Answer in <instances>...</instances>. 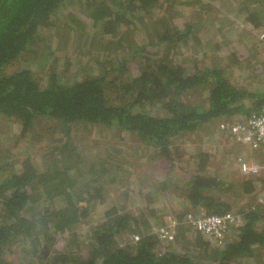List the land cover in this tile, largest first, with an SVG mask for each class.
<instances>
[{
    "label": "trees",
    "instance_id": "trees-1",
    "mask_svg": "<svg viewBox=\"0 0 264 264\" xmlns=\"http://www.w3.org/2000/svg\"><path fill=\"white\" fill-rule=\"evenodd\" d=\"M222 1L231 3L0 0V120H11L5 131L12 135L7 142L12 163L5 168L0 164V264H20L7 257L18 247L22 264H264V206L253 196L255 179L227 184L212 176L207 170L214 152L207 149L194 152L190 165L183 166L180 160L187 153L175 144L214 120L235 122L264 107V55H260L264 49L253 42L264 45V0H236L232 9L245 11V26L229 17L225 23L239 28L244 47L259 55L248 61L257 62L247 72L254 69L250 75H258L255 88L229 75L235 66L247 70L244 51L229 50L221 63L207 55L213 37L208 38L203 29L211 23L208 13ZM181 6L190 11L182 28ZM61 12L68 13L67 28L81 30L90 44L106 42L94 63L81 60L92 69L70 68L80 56L76 41L80 44L83 38L74 31L66 35L72 46L62 59L64 70H59L58 62L43 67L56 54L51 46L62 41L56 29ZM150 48H156L151 55L143 52ZM132 51L140 54L135 61ZM201 54L208 57L200 59ZM258 64L261 74L255 71ZM11 66L14 70L9 71ZM82 125L131 134L165 160L170 170L188 173L184 182L178 179L184 189L178 195L180 207L175 203L170 210L150 201L142 211L132 213L116 204L104 206L105 200L98 198L91 184L97 178L92 171H83L84 160L74 141ZM227 140L234 148H244ZM4 147L0 144V149ZM24 148H38L40 161ZM239 153L235 150L231 157L240 158ZM112 155L118 158L114 150ZM133 157L130 153L120 157L121 171L134 164ZM111 170L103 166L101 175ZM201 210L237 212L244 215V223L229 231L223 248L215 247L186 222L187 214ZM169 215L183 222L161 240L153 229L164 225ZM134 236L140 239L135 241ZM58 237L66 240L62 249L53 248Z\"/></svg>",
    "mask_w": 264,
    "mask_h": 264
},
{
    "label": "rangeland",
    "instance_id": "rangeland-1",
    "mask_svg": "<svg viewBox=\"0 0 264 264\" xmlns=\"http://www.w3.org/2000/svg\"><path fill=\"white\" fill-rule=\"evenodd\" d=\"M235 4L236 0H231V3L222 1V3H219V5L215 7V9L208 13L207 18L209 21H211V23L209 24L210 27L207 25L205 27L206 29L203 30L205 32H208V38L213 37V40H210L209 43L211 44H209V46L206 48V52L208 53V56H213L216 61H219L221 63V56H227V54H229V50L234 51L238 49L241 50V52L244 51L245 56L248 58H246V60L244 61L245 65L243 67L247 68V70L235 66L229 69V75L230 78L235 80L237 83L255 88L257 86L258 75H256V78L254 77V75H250L254 73V69L249 74H247V72L249 71L250 67L254 66V64H256L257 62L252 63L248 61L251 58H259V55L252 54V52H249V50L244 47L242 31H240L239 28L237 30V28H230L232 26L225 25V23L228 21V17L232 18L234 22L239 21L242 25L244 24L242 19L245 15H242L245 11H235L234 9H232L236 6ZM187 8L189 7L181 6L180 8H178V10L181 12L180 14H183L181 18H178L180 27L184 24V21L188 20V16H190V11L188 12ZM227 10H229V13L227 12L226 14ZM59 18L62 21L56 29L61 31L60 34L62 36V41L57 42L55 46H51V50L55 51L56 54L50 55L47 65L43 67H50L51 65L58 62V68L60 67L59 70L63 71L64 62L62 61V59L64 60L63 57L66 54V51L70 49V46H72L69 35H72L74 30H70V28H67L66 19H68V13L61 12V14H59ZM201 23L203 24L204 22ZM201 23L200 25H202ZM233 27H237V24ZM67 32L69 33V35L66 38ZM74 32H77L78 35H81V37L83 38H81L80 44L78 43V41H76L77 52H80V56L76 58L77 61L72 63V67L70 65V68H79L80 70H82L84 66L86 67V69H92L91 65L82 63L81 60H85L86 62L87 60L93 59L94 63L95 60L100 56V54L104 52L105 48L102 47L107 46V44L104 41L103 45H101L100 42H92L93 44H90L85 40V37L82 35L81 30H75ZM142 36L145 37V35L143 34ZM225 37L228 39L226 40ZM208 38L207 35L204 37L205 40H207ZM253 42H255L256 44L258 42L260 44V48L264 49V45L261 44L259 40L256 41L255 39H253ZM226 43H228L227 47ZM155 49L156 48H150L146 49L143 52L147 55H151V53L154 52ZM189 51H191L190 48ZM184 55L187 56V52ZM207 55L201 54L199 58L203 59ZM260 55H264V50L262 51V53L260 51ZM135 56L139 58L140 54L135 55V53L132 51L130 57L133 58V61L137 60ZM14 67L15 66H11L9 68V71L14 70ZM259 67L260 64L257 65L255 71H259L261 74L262 72L258 70ZM73 71L74 70H71L68 74L72 73ZM260 79L261 76L258 80ZM155 109V112L159 111L157 108ZM1 122L2 120H0V124ZM226 122L227 121L220 119L214 120L208 124L203 125L202 128H200L196 132L183 135L181 138L175 140V144L177 146H180L182 150L187 153L186 156L180 160L181 164L183 166L190 165V162L188 160L191 158L193 153L197 152L198 150L207 149L211 153L214 152V158L211 160V162H209V169L207 170V172L212 176H218L222 178L223 181L227 184L234 183V181L237 179H255V192L253 193V196L257 199V203L263 204L264 206V168L259 175L251 177L248 175H244L240 170L241 163L246 160L250 162L260 163L264 167V152L259 150L255 151L245 147L240 149L234 148L231 142L227 140L228 138L224 133L223 128ZM2 123L4 129L2 130V127L0 128V144H4L5 147L0 149V164L3 162L1 165L3 168H5L7 162L12 163V157L9 156L10 152L8 151L7 146L9 136L12 135H7L5 131V128L8 129L9 126H11V120H5ZM41 132L44 131L41 129ZM77 132L78 137L74 141L77 143L76 145L79 146L78 151L81 154V158L84 160L83 171L86 174L91 173L92 171L93 176L97 178L96 182H92L91 184L97 189L98 193L96 194L98 195V198L105 200L103 204L104 206L116 204L119 207L123 206L125 209L129 210L132 213L142 211V207L148 205L150 201H153L154 204H160L161 202L163 203L162 205H165V207H168L170 210L176 206L175 203H177L178 207H180V202H182V200L178 195H180L184 189L181 188L182 185H180L181 183L178 182V179H180L181 182H184L185 179H188L189 177V175H187L188 173H179L177 171V174L175 169L170 170L167 162L161 157H158L155 152L147 150L143 145V142H140L135 136L133 137L131 134H124L122 132L119 133L118 129H108L107 131L100 127L82 125ZM18 149L23 150V148ZM24 149H26V154L29 150L33 151V156L35 157L36 161H40L41 157L37 155L38 148ZM113 150L115 151V154L118 158L114 159L112 155ZM235 150L238 153L240 152V158L234 159L231 157V154L235 152ZM18 152L20 151L18 150ZM25 153H23L22 151L21 154ZM126 153H130L131 155H133L135 161L134 164H130V167L127 166V171L123 172L120 169V157H123ZM129 162L130 161H127V163ZM93 163L95 165L94 169H92L91 167V164ZM103 166L108 167V169H112L111 171H108L105 176L101 175V167ZM123 175L125 176V179L122 180L121 176ZM102 183H104V185L106 183V186H102ZM161 190L163 192H161ZM230 193V197H232L234 195V191L232 190L230 191ZM250 198L251 197L249 196L246 200L243 201L245 202V205H248V203H250ZM233 200L236 201L238 200V198H233ZM101 213L102 211H99L97 213V216L100 217ZM124 238H129V235H126ZM65 244L66 240L62 237H58L53 248L62 249L64 248ZM164 247L162 244H159L160 249H164ZM19 249L20 248L18 247L9 252L7 254V257L11 261L19 262L20 264H22L24 256Z\"/></svg>",
    "mask_w": 264,
    "mask_h": 264
},
{
    "label": "built area",
    "instance_id": "built-area-1",
    "mask_svg": "<svg viewBox=\"0 0 264 264\" xmlns=\"http://www.w3.org/2000/svg\"><path fill=\"white\" fill-rule=\"evenodd\" d=\"M263 37L262 35L261 39ZM223 129L226 137L233 142L248 149L264 152V107L258 114L249 115L235 122H227ZM263 168L260 163L247 160L240 165L241 173L250 177L259 175ZM185 219L189 226L207 236L211 244L219 248L225 246L229 231L244 223V215L232 211L224 214H208L201 210L187 214ZM182 222L178 217L169 215L164 225L154 227L153 233L161 240H166ZM139 239V236H134L135 241Z\"/></svg>",
    "mask_w": 264,
    "mask_h": 264
}]
</instances>
